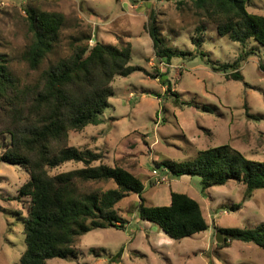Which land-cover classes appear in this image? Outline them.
<instances>
[{
    "label": "rangeland",
    "instance_id": "rangeland-1",
    "mask_svg": "<svg viewBox=\"0 0 264 264\" xmlns=\"http://www.w3.org/2000/svg\"><path fill=\"white\" fill-rule=\"evenodd\" d=\"M247 7L264 16V0H250ZM31 11L65 17L58 44L36 70L23 58L34 39ZM152 18L165 46L185 56L170 64L156 56L149 33ZM98 42L119 49L131 45L130 65L140 71L115 78L103 123L71 132L68 145L102 153L103 164L121 166L140 178L148 206H168L171 192L188 195L201 205L209 229L173 240L140 219V198L132 194L116 206L124 229L93 230L76 243L78 259L48 264H264V249L253 243L228 241L224 247V234L223 243L216 240L223 229H254L264 223V189L248 197L244 185L230 181L203 192L199 177L175 178L157 167L166 161H192L200 151L225 145L264 161V47L220 36L191 0L182 5L166 0H0V58L23 84H36L50 66ZM236 62L243 82L212 69L213 63ZM10 143L8 134H0V157ZM82 168L81 162H68L50 174ZM29 179L23 168L0 162V264H20L25 252L30 199L21 198L20 190ZM90 187L103 192L117 188L113 182Z\"/></svg>",
    "mask_w": 264,
    "mask_h": 264
},
{
    "label": "trees",
    "instance_id": "trees-1",
    "mask_svg": "<svg viewBox=\"0 0 264 264\" xmlns=\"http://www.w3.org/2000/svg\"><path fill=\"white\" fill-rule=\"evenodd\" d=\"M166 1L182 5L186 0ZM191 1L202 17L216 25L220 36L242 45L254 40L264 47V16L248 11L250 0ZM29 16L34 39L23 58L36 70L58 44L65 17L36 11L29 12ZM149 33L158 58L170 64L174 58L186 55L165 46L154 18ZM195 44L202 47L200 40ZM131 60V45L119 49L98 42L93 47L78 48L70 58L50 66L36 84H23L0 58V134H8L11 140L0 162L19 166L30 175L20 190L21 198L30 199L24 221L26 249L20 264L78 259L75 245L85 234L96 229L125 228L116 206L132 194L140 198V219L158 226L173 240L191 238L209 229L201 205L188 195L171 192L169 206H148L143 197L146 187L140 178L121 166L103 164L102 153L68 145L71 132L103 123L102 116L115 95V78L140 71L130 65ZM212 66L214 72L228 79L244 81L238 71L239 62ZM163 84L167 92L171 91L167 79ZM68 162H81L84 168L50 174V170ZM157 167L175 178L199 177L203 192L230 181L244 185L248 197L264 189V161L248 159L230 145L200 151L192 161H166ZM103 182H113L117 188L103 192L90 187ZM241 207L242 203L234 208ZM223 231L228 236L224 247L228 241H241L264 249V223L254 229Z\"/></svg>",
    "mask_w": 264,
    "mask_h": 264
},
{
    "label": "water",
    "instance_id": "water-1",
    "mask_svg": "<svg viewBox=\"0 0 264 264\" xmlns=\"http://www.w3.org/2000/svg\"><path fill=\"white\" fill-rule=\"evenodd\" d=\"M222 234H224L225 236L227 235L226 233H223V231H218L217 238H216L218 243H223L224 241V239L221 237Z\"/></svg>",
    "mask_w": 264,
    "mask_h": 264
},
{
    "label": "crops",
    "instance_id": "crops-1",
    "mask_svg": "<svg viewBox=\"0 0 264 264\" xmlns=\"http://www.w3.org/2000/svg\"><path fill=\"white\" fill-rule=\"evenodd\" d=\"M170 199H171V195H170ZM170 204H171V202H170ZM170 204H169V205H170ZM169 205H168V206H169Z\"/></svg>",
    "mask_w": 264,
    "mask_h": 264
}]
</instances>
